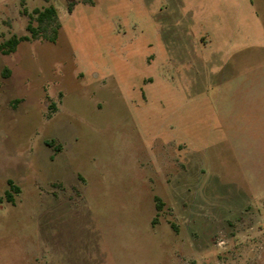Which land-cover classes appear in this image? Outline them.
<instances>
[{
	"label": "rangeland",
	"instance_id": "rangeland-1",
	"mask_svg": "<svg viewBox=\"0 0 264 264\" xmlns=\"http://www.w3.org/2000/svg\"><path fill=\"white\" fill-rule=\"evenodd\" d=\"M50 4L0 52V264H264V0H0V43Z\"/></svg>",
	"mask_w": 264,
	"mask_h": 264
},
{
	"label": "trees",
	"instance_id": "trees-1",
	"mask_svg": "<svg viewBox=\"0 0 264 264\" xmlns=\"http://www.w3.org/2000/svg\"><path fill=\"white\" fill-rule=\"evenodd\" d=\"M71 8L72 5L70 4L68 6V10H71ZM28 15L29 21L26 24V29L29 34H13L0 43V52L9 53L14 51L17 44L22 40L43 38L49 41H55L60 22L57 10L53 5L50 4L42 8L35 7ZM33 21H35V24H33ZM5 70L8 71L7 69ZM46 144L52 146L55 151H59L61 149V145L55 144L53 139L46 140ZM8 183L10 185V189H12L14 192L19 191V187L14 185L11 180H8ZM10 189L6 191L5 197L8 201L13 202V194Z\"/></svg>",
	"mask_w": 264,
	"mask_h": 264
}]
</instances>
